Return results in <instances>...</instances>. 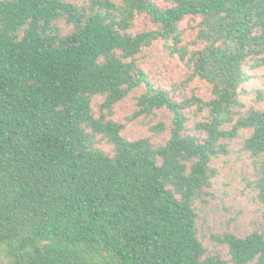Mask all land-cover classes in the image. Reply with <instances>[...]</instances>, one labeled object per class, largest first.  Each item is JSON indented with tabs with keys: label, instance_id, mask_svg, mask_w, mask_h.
Segmentation results:
<instances>
[{
	"label": "trees",
	"instance_id": "obj_1",
	"mask_svg": "<svg viewBox=\"0 0 264 264\" xmlns=\"http://www.w3.org/2000/svg\"><path fill=\"white\" fill-rule=\"evenodd\" d=\"M169 2L0 0V255L10 264H225L208 254L198 203L214 159L244 130L264 213V109L242 113L250 72L264 66V0ZM141 14L153 29L134 31ZM189 18L199 20L193 49L182 44ZM160 40L187 60L188 81L208 83L209 100L155 87L140 57ZM142 85L138 115L172 113L164 144L126 138L114 118ZM218 239L235 264H264V221Z\"/></svg>",
	"mask_w": 264,
	"mask_h": 264
},
{
	"label": "rangeland",
	"instance_id": "obj_2",
	"mask_svg": "<svg viewBox=\"0 0 264 264\" xmlns=\"http://www.w3.org/2000/svg\"><path fill=\"white\" fill-rule=\"evenodd\" d=\"M83 0H75L82 3ZM163 7L170 5L169 0H157ZM198 19H186L181 23L183 33L182 44L193 49L196 47L195 38L198 31ZM65 31L70 29L65 22L60 23ZM154 26L145 14L137 17L134 31L153 29ZM171 42L157 41L153 46L146 48L143 57H140L143 69L155 87L171 91L172 95L180 101L185 97L197 95L205 100L211 98V89L208 83L198 78L187 80L191 68L187 60H182L178 54L171 50ZM251 79L245 84L246 92L242 101L246 105L242 108L245 113L252 106L264 109V66L250 72ZM145 92L142 85L119 102L114 109V118L125 125L123 135L136 140L151 137L155 145L166 143L170 138L169 127L172 126V113L167 109L156 110L151 115H138V96ZM261 93V94H259ZM104 98L96 97L93 106L99 111V104ZM200 117L190 113L187 122V132L194 133L196 120ZM163 122L165 131H156L155 128ZM250 136V131L244 130L238 139L230 145L228 154L216 157L213 168L217 174L212 179V186L208 188L209 194L199 205L200 234L208 248L211 257H220L225 264H235L231 260L229 247L220 242L226 234L246 236L259 227L264 221L262 203L259 198L260 187L258 178L261 175L260 164L254 161L243 150L244 140ZM105 149L111 151L110 145ZM0 264H10L6 257L0 255Z\"/></svg>",
	"mask_w": 264,
	"mask_h": 264
}]
</instances>
